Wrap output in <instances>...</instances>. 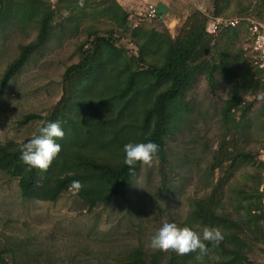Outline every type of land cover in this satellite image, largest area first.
<instances>
[{
    "label": "rangeland",
    "instance_id": "rangeland-1",
    "mask_svg": "<svg viewBox=\"0 0 264 264\" xmlns=\"http://www.w3.org/2000/svg\"><path fill=\"white\" fill-rule=\"evenodd\" d=\"M42 1L50 3L57 11L54 30L47 43L30 56L0 94V141L23 142L36 133L39 121L21 124V120L28 114L48 116L51 113L62 97L66 69L81 60L79 47L90 43L94 35L107 37L112 32L116 48L128 58L137 56L138 47L134 42H142L146 34L169 33L174 38L196 12L209 19L207 29H211V20L217 18L214 16L216 0H120L128 9L116 10L115 14L106 11V6L113 5V0ZM219 5L218 17L237 18L242 22L230 32L232 36V31H236L237 38L220 42L221 49L229 47L232 51L234 72L231 78L218 74L214 91L205 76L197 77L185 93L188 112L167 141L165 161L153 156L150 164H142L133 177L127 202L114 198L107 206L99 205L89 210L76 189L64 193L55 202L23 199L18 179L0 172V254L9 264H117L136 248L148 256L158 252L160 264H166L176 253L171 249H152L149 238L164 220L178 226L191 221L194 201L209 195L219 179L225 176V168L214 173L210 170L219 144L227 135L221 109L241 81V56L248 62L243 50L249 37L248 26L251 21L264 26V0H221ZM150 6L158 10L154 19L146 16ZM126 11L125 19L122 13ZM18 15L21 27H0V80L20 47L37 35L36 24H28L31 20L23 14ZM114 70L112 62L107 63L104 70L87 82L85 90L77 92L74 111L77 112L80 103L88 98L93 103L95 99L107 101L113 98L117 76ZM259 91L258 96L252 91L245 95L244 101L252 102L253 107L248 129L242 140L241 134L238 136V144L253 154L258 151L257 160L264 162V92ZM98 101L94 110L101 102ZM113 112H117L115 106L105 104L90 127L94 129L97 123L105 128L102 122ZM131 114V110L125 112L122 122ZM239 115L240 112L237 119ZM121 131L117 140L119 146L133 137L130 131L129 135ZM69 135L64 132L57 141H64ZM109 137L104 134L100 140L104 139V143ZM263 172V168L257 165L244 163L228 175L220 190L226 212L233 216L242 212L237 208L240 200L242 206L248 201L242 200L240 191L248 194L255 188L263 191L260 176ZM193 228L202 230L198 224ZM261 248H254L249 259L251 264H264ZM207 253L209 260L221 257L214 249ZM193 261L199 264L203 259Z\"/></svg>",
    "mask_w": 264,
    "mask_h": 264
},
{
    "label": "trees",
    "instance_id": "trees-1",
    "mask_svg": "<svg viewBox=\"0 0 264 264\" xmlns=\"http://www.w3.org/2000/svg\"><path fill=\"white\" fill-rule=\"evenodd\" d=\"M220 2L215 1V17L220 15ZM116 10L122 12L114 0L113 5L106 6V11L112 14ZM18 14L31 20L28 24H36L37 35L30 43L20 47L18 55L6 67L0 80V94L30 56L47 43L54 30L57 11L50 3L42 0H0V27L20 25ZM122 16L126 19L127 13H122ZM208 20L196 12L187 19L174 38L169 33L146 34L142 42L133 41L138 47V54L128 58L122 56L121 49L116 48L112 32L107 37L94 35L90 43L79 47L81 60L66 69L62 97L51 113L48 116L28 114L20 122L27 124L37 120L42 126L45 121H58L63 132L70 134L71 139L68 140V137L58 142L55 138L61 150L46 170L31 168L19 159L20 145L31 137L23 142L0 141V172L18 179L23 199L55 202L71 190L69 186L73 180H79L82 186L77 190V195L89 210L99 205L107 206L114 198L127 202L133 177L142 164L138 163L129 169L123 163V144L117 145L121 129L126 135H129V131L133 133L132 140L126 143L149 140L157 143L159 149L154 156L164 162L167 157V141L188 112L186 91L199 76H205L214 91L218 74L226 77L229 75L231 78L234 72L232 51L229 47L221 49L220 42H227L230 37L237 38V32L232 31L230 36L231 29L222 28L211 34L207 31ZM242 57L241 81L221 109L227 135L222 138L210 164L212 173L225 168V176L219 179L209 195L194 201L191 221L183 224L218 228L223 239L218 244L205 241L207 251L203 254L199 249L184 255L173 253L166 264H198L193 261L197 258L203 259L199 264H251L249 259L255 247L261 246L264 253V189L259 191V188H255L250 194L240 191L242 200L248 202L242 206L240 200L237 208L242 212L236 216L225 211L220 198V190L228 175L239 164L257 165L264 170V162L257 160L259 152L253 154L238 144V136L241 134L242 140L251 121L249 113L253 103L245 102V95L252 91L258 96L260 89L264 92L261 74ZM111 62L117 75L113 98L107 101L100 99L96 110L94 107L98 99L93 103L88 98L80 103L77 112L74 111L77 92L85 90L87 82ZM105 104L114 105L117 112L102 122L105 128L102 129L96 123L93 129L90 127L91 122ZM129 110L132 114L122 122L125 112ZM238 112L240 115L237 119ZM104 134L110 137L103 143L104 139H100ZM260 176L264 183V172ZM209 249L217 250L221 257L209 260ZM160 259L158 252L148 256L136 248L117 264H160ZM0 264H9L3 254H0Z\"/></svg>",
    "mask_w": 264,
    "mask_h": 264
},
{
    "label": "clouds",
    "instance_id": "clouds-1",
    "mask_svg": "<svg viewBox=\"0 0 264 264\" xmlns=\"http://www.w3.org/2000/svg\"><path fill=\"white\" fill-rule=\"evenodd\" d=\"M63 135L64 132L58 121H45L36 134L20 145V161L31 168L46 170L61 150V145L55 138H62ZM158 149L159 145L150 140L128 142L122 149L123 163L129 169L134 168L138 163L150 164ZM81 186L79 180H73L69 187L79 190ZM222 239V233L218 228L204 226L201 231H196L188 225L178 226L175 222L164 220L149 238V246L152 249H171L177 255L195 252L197 249L203 254L207 251L205 241L218 244Z\"/></svg>",
    "mask_w": 264,
    "mask_h": 264
},
{
    "label": "built area",
    "instance_id": "built-area-1",
    "mask_svg": "<svg viewBox=\"0 0 264 264\" xmlns=\"http://www.w3.org/2000/svg\"><path fill=\"white\" fill-rule=\"evenodd\" d=\"M149 19H154L158 16V10L155 6H150L147 9ZM239 19H212L210 23L211 29L207 31L211 34L216 33L222 28H236L240 25ZM248 39L244 46L245 58L251 67L261 74L262 81L264 82V26L256 21H251L248 26Z\"/></svg>",
    "mask_w": 264,
    "mask_h": 264
},
{
    "label": "crops",
    "instance_id": "crops-1",
    "mask_svg": "<svg viewBox=\"0 0 264 264\" xmlns=\"http://www.w3.org/2000/svg\"><path fill=\"white\" fill-rule=\"evenodd\" d=\"M114 1L121 7V9H124V10L128 9V8H125V4L123 2H121L120 0H114ZM126 13H127V11H126ZM217 18H221V17H217ZM214 19H216V18H214Z\"/></svg>",
    "mask_w": 264,
    "mask_h": 264
}]
</instances>
